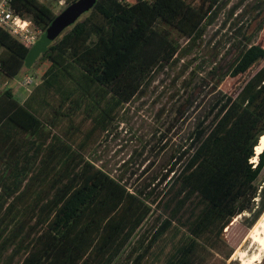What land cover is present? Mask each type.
Masks as SVG:
<instances>
[{"label": "trees", "instance_id": "16d2710c", "mask_svg": "<svg viewBox=\"0 0 264 264\" xmlns=\"http://www.w3.org/2000/svg\"><path fill=\"white\" fill-rule=\"evenodd\" d=\"M226 2L97 0L31 67V47L0 27L2 74L16 78L47 62L22 101L12 86L0 92V264H115L125 252L123 264L238 263L224 229L246 211L251 227L264 212V149L252 161L264 135L263 45L245 44L225 70L247 76L218 100L208 129H197L167 170L156 207L88 157L126 105L189 52ZM12 4L43 32L58 14L41 0ZM155 209L165 218L146 245L140 236L129 250Z\"/></svg>", "mask_w": 264, "mask_h": 264}, {"label": "rangeland", "instance_id": "374dc122", "mask_svg": "<svg viewBox=\"0 0 264 264\" xmlns=\"http://www.w3.org/2000/svg\"><path fill=\"white\" fill-rule=\"evenodd\" d=\"M41 1L53 5L56 13L69 5L66 0L63 3L60 0ZM238 1L227 0L189 52L155 73L88 154L97 166L119 178L132 192L153 203V207H156L154 199L164 188L165 173L180 152L189 147L193 133L204 127L208 129L217 111L215 104L224 95L234 92L247 76L232 77L224 74L225 70L245 44L264 46V3L257 6L260 1L245 0L231 14ZM181 42L183 45L187 43L185 39ZM46 66L47 62L41 60L27 74L39 82ZM25 75L10 78L0 71V92L4 87L12 86L22 101L30 92L21 86ZM261 183L264 184V169L258 179V184ZM164 218L161 210L155 209L139 228L128 249L138 244L140 236L146 237V245ZM250 218L251 212L246 211L224 229L223 237L229 245L226 249H234L231 260L239 264H264V212L251 227ZM256 231L257 236L254 235ZM168 247L157 249L158 256L162 257ZM141 249L143 247H139L138 252ZM126 254L121 255L115 264H123ZM213 264L221 263L214 260Z\"/></svg>", "mask_w": 264, "mask_h": 264}, {"label": "water", "instance_id": "95a60500", "mask_svg": "<svg viewBox=\"0 0 264 264\" xmlns=\"http://www.w3.org/2000/svg\"><path fill=\"white\" fill-rule=\"evenodd\" d=\"M96 1L75 0L59 12L45 29L40 39L31 47L26 59L27 67H31L41 52L58 38L67 27L74 24L83 14L87 13L95 5Z\"/></svg>", "mask_w": 264, "mask_h": 264}, {"label": "built area", "instance_id": "2783aa9c", "mask_svg": "<svg viewBox=\"0 0 264 264\" xmlns=\"http://www.w3.org/2000/svg\"><path fill=\"white\" fill-rule=\"evenodd\" d=\"M12 2L13 0H0V27L18 38L24 45L31 47L39 40L43 30L35 25L32 19L18 14ZM60 2L63 3L65 0ZM37 83L34 76L27 74L22 79L21 86L31 91L29 86Z\"/></svg>", "mask_w": 264, "mask_h": 264}, {"label": "bare ground", "instance_id": "6f19581e", "mask_svg": "<svg viewBox=\"0 0 264 264\" xmlns=\"http://www.w3.org/2000/svg\"><path fill=\"white\" fill-rule=\"evenodd\" d=\"M261 138H264V135ZM261 138H260L259 144L255 147V151H256L257 155H259L264 149V140H262ZM257 158H258L257 156H254L252 158V161L257 160ZM254 235L257 236L258 232L256 231V233H254Z\"/></svg>", "mask_w": 264, "mask_h": 264}, {"label": "snow or ice", "instance_id": "6c2138e0", "mask_svg": "<svg viewBox=\"0 0 264 264\" xmlns=\"http://www.w3.org/2000/svg\"><path fill=\"white\" fill-rule=\"evenodd\" d=\"M262 140H264V138H261Z\"/></svg>", "mask_w": 264, "mask_h": 264}, {"label": "crops", "instance_id": "0c3cea01", "mask_svg": "<svg viewBox=\"0 0 264 264\" xmlns=\"http://www.w3.org/2000/svg\"><path fill=\"white\" fill-rule=\"evenodd\" d=\"M40 39V38H39ZM32 47V46H31Z\"/></svg>", "mask_w": 264, "mask_h": 264}]
</instances>
